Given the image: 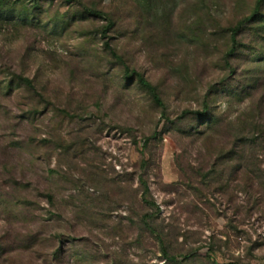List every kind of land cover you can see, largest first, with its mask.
I'll use <instances>...</instances> for the list:
<instances>
[{
  "label": "rangeland",
  "instance_id": "rangeland-1",
  "mask_svg": "<svg viewBox=\"0 0 264 264\" xmlns=\"http://www.w3.org/2000/svg\"><path fill=\"white\" fill-rule=\"evenodd\" d=\"M0 1V264H264L257 0Z\"/></svg>",
  "mask_w": 264,
  "mask_h": 264
},
{
  "label": "trees",
  "instance_id": "trees-1",
  "mask_svg": "<svg viewBox=\"0 0 264 264\" xmlns=\"http://www.w3.org/2000/svg\"><path fill=\"white\" fill-rule=\"evenodd\" d=\"M2 3L0 1V7H1ZM264 7V0H257L254 10L252 11V13L246 17L245 19L241 20L236 26H234L231 29V41L232 42V47L230 49V51L227 54V57H231L235 54L237 48L239 47V42H238V38L240 36V34L242 33V31L245 29V27H247L248 25L257 22V20L260 18L261 16V12L262 9ZM93 14L97 17L100 16V13L97 12H93ZM108 49L111 51V55L113 56V58L118 61L120 64L123 65L124 69H125V77L128 80H132L133 78H136L139 83L141 84L142 87H144L147 91H149V93L152 95V97L154 98V101L162 106V102L159 98V96L156 93V89L151 86V84L143 77L141 76V74L135 70H130V68L125 64V62L123 61V59L114 51L112 50L111 46L109 44H106ZM26 85H31V82L28 79H23L22 80ZM209 105L206 103L204 105V111L203 112H197L196 114L199 116H206L209 109L208 108ZM188 114V113H186ZM146 145V144H145ZM142 184H143V201L148 205V206H152L154 208L157 209V211L159 212V208H157V205L154 202H151L149 200V194H150V188L148 186V184L142 180ZM144 223L145 225L150 229L151 232L156 233L155 230L153 228H151L150 224H149V216H146L144 218ZM163 253L164 255L167 257L168 261L170 262H177L179 258H181L182 256H169L166 249L163 248ZM189 257H185V259H187Z\"/></svg>",
  "mask_w": 264,
  "mask_h": 264
}]
</instances>
